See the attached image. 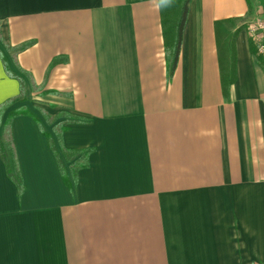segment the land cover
Returning <instances> with one entry per match:
<instances>
[{
	"label": "crops",
	"instance_id": "crops-1",
	"mask_svg": "<svg viewBox=\"0 0 264 264\" xmlns=\"http://www.w3.org/2000/svg\"><path fill=\"white\" fill-rule=\"evenodd\" d=\"M160 1L0 0V264H264V0H190L171 72Z\"/></svg>",
	"mask_w": 264,
	"mask_h": 264
},
{
	"label": "trees",
	"instance_id": "trees-1",
	"mask_svg": "<svg viewBox=\"0 0 264 264\" xmlns=\"http://www.w3.org/2000/svg\"><path fill=\"white\" fill-rule=\"evenodd\" d=\"M189 2L190 0H161L160 1L162 37H163V43H164L165 58H166V63H167L169 72H171L175 68L177 61H178L182 29H183V25L185 22ZM225 34H226L225 37H222L221 35L218 34L219 61L221 64L223 74H225V70L228 69L229 63L231 61L228 56H229L230 47L232 45L236 31H234L233 33L226 32ZM227 75H228V72H227ZM224 85H225L224 89H226L228 84L224 83ZM6 105L8 104H4L2 109H4ZM23 107L25 106L21 105L8 112L3 122L4 127L8 126L10 122L12 121V119L16 116L30 115L36 120V122H38L42 133L47 137L50 145H53L50 134L48 133V131H46L43 124H41V121L38 118V116L32 113L28 107H26V109ZM0 148L2 151V158L4 160L8 175L14 181L16 186L18 188H21V179L18 176L17 172H14V170L11 168L9 161H8L6 148L1 139H0Z\"/></svg>",
	"mask_w": 264,
	"mask_h": 264
},
{
	"label": "built area",
	"instance_id": "built-area-1",
	"mask_svg": "<svg viewBox=\"0 0 264 264\" xmlns=\"http://www.w3.org/2000/svg\"><path fill=\"white\" fill-rule=\"evenodd\" d=\"M248 31L257 54L264 57V41L261 35L264 32V21L256 20L249 26Z\"/></svg>",
	"mask_w": 264,
	"mask_h": 264
},
{
	"label": "rangeland",
	"instance_id": "rangeland-1",
	"mask_svg": "<svg viewBox=\"0 0 264 264\" xmlns=\"http://www.w3.org/2000/svg\"><path fill=\"white\" fill-rule=\"evenodd\" d=\"M31 101H32V100H31ZM29 104H31V102H29ZM3 106H4V104H3L2 106H0V123H1V118H2V116H1V115H2V112H3V110H4V109H2V108H3ZM5 107H6V106H5ZM5 107H4V108H5ZM23 108H25V109H26V106H25V107H23ZM25 109H24V110H25ZM31 112H32V111H31ZM26 116H29V117H31L32 119H34V118H33L32 116H30V115H26ZM41 116H43V115H41ZM43 117H44V116H43ZM39 119H40V118H39ZM34 121L36 122V120H35V119H34ZM40 121H41V120H40ZM3 122H4V121H3ZM41 124H42V122H41ZM36 125H37V127L40 129V126H39L38 122H36ZM40 131H41V129H40ZM41 132H42V131H41ZM7 143H8V142H7V140H6V141L4 140V145H6V146H7ZM6 146H5V147H6ZM7 150H8V148L6 147V151H7Z\"/></svg>",
	"mask_w": 264,
	"mask_h": 264
}]
</instances>
